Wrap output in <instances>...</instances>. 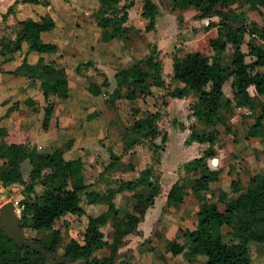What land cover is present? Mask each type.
I'll list each match as a JSON object with an SVG mask.
<instances>
[{
    "label": "trees",
    "instance_id": "1",
    "mask_svg": "<svg viewBox=\"0 0 264 264\" xmlns=\"http://www.w3.org/2000/svg\"><path fill=\"white\" fill-rule=\"evenodd\" d=\"M121 1L98 0L99 6L93 12L100 28V40L104 43L129 40V33L134 28L126 25L128 9L133 3L131 1L120 6ZM167 1L180 10L194 8L201 19L217 16L219 20L209 23L210 28H217V35L209 43L210 53L192 51L180 56L175 50L172 54L171 80L179 85L171 92V96L184 98L195 95L192 114L198 124L203 126L199 129L191 125L186 143H207L208 147L200 156L183 164L189 183L178 179L168 191V207L182 204L189 189L200 204L195 213L194 227L180 232L184 242L172 239L167 242L166 250L174 256L182 254L189 261L200 255L205 256L204 264H253L249 244H264V171L253 175L244 189L238 181H233L231 186L238 193L237 196L229 198L222 191L217 200H213L207 193L211 192L210 183L218 180L219 173L210 169L208 159L216 154L214 144L218 136L217 126L223 125L225 132L231 131L227 112L233 106L255 110L259 105L255 97L264 96V72L253 71L254 68L264 67V23L262 26L254 22L247 23L245 11H236L233 7L243 1L248 3L251 10H257L264 7V0ZM18 3L49 6L50 0H15L3 14V19L14 13ZM158 12L154 0H143L142 16L148 20L146 31L155 28ZM16 24L14 37L0 38V64L13 61L22 50L23 43L28 44L26 53L35 51L53 54L58 51L56 43L42 38V33L55 28V20L49 14L39 19H21ZM246 34L249 35V53L242 49ZM160 54L161 50L151 45L143 58H137L130 65L117 70L115 86L111 91L104 90L110 86L109 80L105 78L101 83L88 81V93L95 97L106 93L105 102L113 105L116 100L134 102L138 98L144 99L151 95L153 87H167ZM247 54L254 58L251 62L246 61ZM227 57L229 62L225 61ZM90 64L91 61L79 64L77 73ZM8 73L39 83L40 91L47 101L42 119V127L47 130L55 111V104L50 97L67 99L71 93L65 67L54 61L47 62L42 56L35 63H30L25 56ZM229 80L232 97L224 100V87ZM250 87L254 88V95L250 93ZM25 103L31 105L34 111L39 110L31 98H27ZM17 108L18 102L9 106L6 112L8 114ZM259 109L254 123L249 127L248 136L264 138L263 104H260ZM100 112V109H95L87 118L97 117ZM134 114L136 116L122 134L125 152L144 139H148L156 148L167 142V133L161 132L158 125L160 112L139 113L136 109ZM7 135V129L0 126V183L4 187L23 185L22 198L18 202L20 226L41 234L31 238L37 245L49 253H57L62 235L59 229L54 228V224L67 214L83 215V200L87 204H105L106 210L97 216L88 217L85 230L64 247L61 255L63 261L44 257L39 251L28 247H20L0 223V264H134L136 254H122L121 249L125 239L138 230L148 208L160 193L161 186L153 165L140 170L133 179L109 182L107 178L121 160V156L114 151L113 141L109 139L108 143H103L107 145L109 162L99 176V181H105L107 186L104 190L98 189L86 181L83 159L66 157L65 152L70 151L73 139L58 142L48 150H38L27 143H9L5 140ZM159 136L161 142L155 143ZM25 161L30 165L28 181L22 172ZM37 186L41 187L40 193L37 192ZM117 194H122L128 205L118 206L114 199ZM219 202L224 204L223 210L219 208ZM107 225L111 226L110 239H106L102 231ZM100 252L103 253L101 256L98 254Z\"/></svg>",
    "mask_w": 264,
    "mask_h": 264
},
{
    "label": "rangeland",
    "instance_id": "2",
    "mask_svg": "<svg viewBox=\"0 0 264 264\" xmlns=\"http://www.w3.org/2000/svg\"><path fill=\"white\" fill-rule=\"evenodd\" d=\"M15 0H0V38L14 37L17 30V21L25 18L39 19L42 15L50 14L54 17L57 27L56 31L46 34V40L55 42L58 45V51L53 54L42 56L45 61H54L57 65L64 66L67 77L71 85V93L67 99L50 97L55 104V113L51 119L47 130L42 127L43 107L47 101L43 97L39 83L27 79L24 76H14L8 71L14 69L26 56L28 61H34L38 55L26 53L28 45L24 44L22 50L15 55L11 62L0 64V78L7 83H15L13 93L7 100L1 99L0 106L4 110L9 105L18 102V108L12 114L6 117L7 125L10 127L8 140L25 141L29 146L36 148L47 146L48 150L51 143L55 145L59 142L70 138L64 136L61 130H65L66 125L63 120L64 116H69L75 121V128L79 129V120L90 122L100 119V121H110L113 125V131L116 130L117 137L123 134L126 126L136 116V109L140 112H160L161 118L159 128L161 132L170 134V140L167 139L165 144L158 148L149 143L148 139L137 143L132 150L125 152L123 143H118L119 147L115 148L121 160L116 169L107 178L109 182L130 180L139 175L140 170L152 166L160 182V193L155 204L148 210L138 230L125 239V244L121 249L124 252H133L136 257L133 261L136 264L146 263L156 256H163L167 264H204L205 256H198L195 260L189 261L182 254L174 256L166 250V244L172 239H177L179 243L184 242L180 235L181 231L193 228L196 222L195 213L199 207L200 201L191 193L185 196L184 202L177 206H166L168 189L178 179H184L187 183L188 176L184 172L183 164L193 158L192 154L200 152L199 146L190 148L186 140L190 134V126L199 125L192 114L193 103L196 97L190 94L184 98H175L171 92L179 85L176 81L171 80L172 72V54L175 50L180 56L187 52L201 51L210 53V36L208 33L211 21H218L217 16L201 19L198 17V11L194 8H188L185 11L174 8L167 0H154L161 10L162 28L146 31V22L141 29L132 28L129 33V40H114L110 43H103L97 39L100 28L97 26L96 18L93 12L98 8V0H50L49 6L33 5L18 3L15 6L14 13L8 14L3 19V14L8 11V7ZM132 1V6L128 9L133 13V19L136 21L135 14H138L139 8L142 7L143 0H122L120 6ZM172 7V11H171ZM236 11H245L247 23L254 22L258 26L264 23V7L257 10H251L248 3L239 2L233 5ZM167 14H173L171 22L165 21ZM171 17V16H169ZM180 19V21H179ZM128 21L126 22V25ZM138 24H140L138 22ZM133 27V24H130ZM216 28V27H211ZM249 35H245V43L242 45L244 52L249 53L247 42ZM160 42L161 58L163 61V75L167 81V87L155 88L151 95L146 98H138L129 106L123 100H116L113 105H108L106 101L107 94L95 97L88 93L86 84L90 80L98 83L107 78L110 86L105 91H111L115 86V73L120 66L128 63V55L123 52L122 47L125 45L129 52H133L135 58H143L150 50L151 43ZM260 43H263L259 40ZM125 54L126 57L123 55ZM2 58H0L1 61ZM254 58L247 54L246 61L251 62ZM91 61L88 67H82V71L77 73L76 67L82 63ZM225 61L229 62L227 57ZM120 65V66H119ZM253 71L264 72V67L254 68ZM3 81V82H4ZM3 92L0 91V94ZM250 93L255 94L253 87H250ZM5 97V96H4ZM232 97L231 80L224 87V100ZM27 98L35 101L39 110L34 111L31 105L25 103ZM259 105L255 110L246 107H236L227 112L229 115L230 132H225L223 125H218V136L214 149L216 154L208 159L210 169L217 170L219 173L218 180L210 183L211 192L207 193L210 198L217 200L220 192L224 191L229 198L235 197L238 193L233 191L231 186L233 181H238L243 189L248 186L249 179L264 171V138L248 136L249 127L254 123L260 112V104L264 106V96H256ZM5 100V101H4ZM100 109L99 116L88 119L87 115L91 110ZM82 114V117H80ZM139 115V114H138ZM83 118V119H82ZM2 119V118H1ZM8 119V120H7ZM97 122V121H95ZM184 125V127H183ZM70 126L69 128H71ZM67 130V129H66ZM72 130V129H71ZM68 131V130H67ZM111 133L103 136L99 141L89 143L85 150L84 157V174L86 181L92 183L98 189H105L107 183L99 181L100 173L104 171L105 165L109 162V152L107 145L111 139ZM157 143L161 142V136L157 138ZM116 146L115 142H113ZM200 144V143H199ZM206 145V146H205ZM204 150L208 147L205 143ZM202 150V152L204 151ZM65 155L70 158V151ZM30 165L27 161L23 163L22 172L24 179H29ZM191 176V175H190ZM194 177V176H191ZM190 188V186H188ZM37 192H41V187L37 186ZM23 185L13 184L2 186L0 192L2 201L12 200L18 204L22 198ZM127 193V192H126ZM129 194V193H128ZM130 195V194H129ZM115 202L120 207H125L127 202L122 194L115 196ZM82 206L85 213L81 216L67 214L58 219L54 228L59 229L62 235L61 242L57 253L62 255L64 247L72 238H78L79 233L83 232L87 226L89 216L97 215L101 210L106 208L105 204L89 205L83 200ZM221 210L224 204H218ZM20 211V208H19ZM106 239H110L111 226L107 225L102 228ZM226 231V228H225ZM27 238L41 236L36 231L25 228ZM253 264H264V244H249ZM103 253H99L101 256ZM84 264V263H83Z\"/></svg>",
    "mask_w": 264,
    "mask_h": 264
},
{
    "label": "crops",
    "instance_id": "3",
    "mask_svg": "<svg viewBox=\"0 0 264 264\" xmlns=\"http://www.w3.org/2000/svg\"><path fill=\"white\" fill-rule=\"evenodd\" d=\"M25 4H30V3H25ZM98 4H99V2H98ZM157 4V3H156ZM34 5V4H33ZM158 5V4H157ZM99 6V5H98ZM142 6H143V4H142ZM158 10H159V12H158V14H157V16H156V23H155V28H157V29H161L162 28V22H161V10L159 9V6H158ZM171 11H172V7H171ZM185 11V10H184ZM173 12V11H172ZM5 14V13H4ZM50 15V14H49ZM50 16H52V15H50ZM169 16H171V17H169ZM53 17V16H52ZM135 17L137 18V20L135 21L134 19H133V13H132V11H129V16H128V24H127V26H130V24H133V27H135V28H138V29H141V26L140 25H143V23L144 22H146L147 21V19L146 18H144L143 16H142V7L141 8H139V12H138V14H135ZM172 17H173V14L171 15V14H167V16H165V21H166V23L167 22H171V20H172ZM53 19H54V17H53ZM55 20V19H54ZM179 21H180V19H179ZM138 22L140 23V24H138ZM148 23V22H147ZM146 23V24H147ZM97 24V23H96ZM98 26V25H97ZM56 27H57V23H56V21H55V28L54 29H52V30H50V31H48V32H45V33H42V38H43V40L44 41H47V42H52V41H49V40H46L44 37H47L46 36V34H49V33H52V32H55L56 31ZM154 28V29H155ZM208 33L209 34H211V36H210V39H212V38H214L216 35H217V28H210L209 29V31H208ZM97 39L100 41V42H102L101 40H100V33H99V35L97 34ZM114 41V40H113ZM112 42V41H111ZM55 43V42H54ZM104 43V42H103ZM108 43H110V42H108ZM24 44H26V45H28L27 43H23V46H24ZM151 45H156L157 46V48L158 49H160V50H162L161 49V46H160V42H157V43H151ZM150 45V46H151ZM122 50H123V52L124 53H126L127 55H128V63L127 64H123L122 66H120V68H123V67H126V66H128V65H130L131 63H133L134 62V60H136L137 58H135L134 57V53L133 52H129V49L127 48V47H125V45H123V47H122ZM162 52V51H161ZM30 53V56H32L33 54H36V55H38V57L37 58H34L33 60L34 61H28V62H30V63H35L37 60H38V58L39 57H41V56H46V54H39V53H37V52H35V51H30V52H28V54ZM125 57H126V55L125 54H123ZM27 59V58H26ZM22 62V61H21ZM20 62V63H21ZM19 63V64H20ZM56 63L58 64L59 62H57L56 61ZM18 64V65H19ZM17 65V66H18ZM16 66V67H17ZM15 67V68H16ZM64 67V66H63ZM14 68V69H15ZM14 69H10L9 71H11V70H14ZM66 70V69H65ZM4 80L2 79V77L0 78V91L1 92H3L2 94H0V100L3 98V99H5V100H7L8 98H10L11 97V95L13 94V93H15V92H13V88H14V84L15 83H7L6 85H5V81L3 82ZM69 87H70V91H71V85H70V82H69ZM155 88H157V87H153L152 88V91H154V89ZM5 96V97H4ZM4 100V101H5ZM123 101H125V102H127V104H129V106H134L136 103H133V102H129V101H127V100H123ZM9 106H11V105H9ZM8 106V107H9ZM8 107L6 108V110H4L3 109V107H1L0 106V126H3V127H5L6 129H7V131H8V134H10V127L7 125V122H6V120H3L4 118H6V117H4L3 118V116H5V115H9L10 113L12 114L15 110H17V109H15L14 111H12V112H10V113H8L7 114V109H8ZM93 111V109L90 111V113ZM55 113V112H54ZM54 115V114H53ZM80 117H82V114H80ZM2 118V119H1ZM52 119V118H51ZM83 119V118H82ZM100 119H102V118H98V120H95V121H97V122H95V121H90V122H83L82 123V121L81 120H79V129H74L75 128V121L76 120H73L72 118H70L69 116H64L63 117V120L65 121V125H66V128H65V130H61L62 131V133H64L65 135L64 136H66V137H68V138H70V139H73V145H72V147H71V149H70V153H71V157L70 158H78V157H81L82 159H83V161H84V157H85V150L88 148L87 146H89V143H92V142H94V141H99V139H101L103 136H105L106 134H108V133H111V140L113 141V142H115V144H116V146H115V148H118L119 147V144L120 143H118V140H119V142H121L120 141V139L122 140V135H120V137L118 138L117 137V134H116V130H114L113 131V125L112 124H109L110 123V121H100ZM8 120V119H7ZM160 121V120H159ZM51 122V121H50ZM158 125H159V122H158ZM70 126H72L71 128H69ZM183 127H184V125H183ZM68 131H67V130ZM72 129V130H71ZM168 139L170 140V134L168 135ZM5 140L7 141V142H9V143H12V142H15V143H25V141H10V140H8V135L5 137ZM157 139H155V143H157V141H156ZM204 145L205 144H202V143H198V142H192L191 144H190V148H194V147H196V146H199V148H200V152L199 151H197V153H194L193 152V154H192V156H193V158L194 157H197V156H200V153H201V151L202 150H204ZM206 146V145H205ZM51 147H54V142H52L51 143ZM47 148V146H44V147H42V146H40V147H38L37 149L38 150H42V149H46ZM51 149V148H50ZM114 151H115V149H114ZM116 152V151H115ZM171 186H172V184H171ZM170 186V187H171ZM170 187H169V189H170ZM168 189V190H169ZM168 194V193H167ZM159 196V195H158ZM157 196V197H158ZM157 197L155 198V201H156V199H157ZM154 204H155V202H154ZM153 204V205H154ZM81 205H82V203H81ZM89 205H95V204H89ZM128 205V204H127ZM152 205V206H153ZM151 206V207H152ZM83 207V206H82ZM151 207H149L148 208V210L151 208ZM84 208V207H83ZM104 210H106V208L105 209H103V210H101V212H103ZM148 210H147V212H146V214L148 213ZM100 212V213H101ZM99 213V214H100ZM99 214H97V215H99ZM145 214V215H146ZM97 215H92V216H97ZM87 223H88V220H87ZM99 254V253H98ZM134 264H136V262H134ZM142 264H167V263H165V261L163 260V256L161 255V256H159V257H157L156 256V259H153L152 258V255H151V258H150V260L148 261V262H146V263H142Z\"/></svg>",
    "mask_w": 264,
    "mask_h": 264
},
{
    "label": "water",
    "instance_id": "4",
    "mask_svg": "<svg viewBox=\"0 0 264 264\" xmlns=\"http://www.w3.org/2000/svg\"><path fill=\"white\" fill-rule=\"evenodd\" d=\"M20 218L19 205L12 200L2 201L0 192V223L9 237L20 247H28L34 251H39L44 257L63 261V258L58 253H49L31 238H27L25 229L20 226Z\"/></svg>",
    "mask_w": 264,
    "mask_h": 264
}]
</instances>
